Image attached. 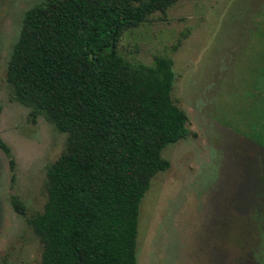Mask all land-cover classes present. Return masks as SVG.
<instances>
[{
    "label": "rangeland",
    "instance_id": "rangeland-1",
    "mask_svg": "<svg viewBox=\"0 0 264 264\" xmlns=\"http://www.w3.org/2000/svg\"><path fill=\"white\" fill-rule=\"evenodd\" d=\"M43 1L0 0V264H41L30 220L66 148L7 83L24 15ZM119 52L173 60L172 97L189 117L141 203L138 264H264V0H179L125 32Z\"/></svg>",
    "mask_w": 264,
    "mask_h": 264
},
{
    "label": "trees",
    "instance_id": "trees-1",
    "mask_svg": "<svg viewBox=\"0 0 264 264\" xmlns=\"http://www.w3.org/2000/svg\"><path fill=\"white\" fill-rule=\"evenodd\" d=\"M178 1L44 0L25 13L7 83L67 135L44 211L30 220L41 264H138L141 203L170 167L164 149L189 136V117L172 97L173 60L131 63L119 44Z\"/></svg>",
    "mask_w": 264,
    "mask_h": 264
}]
</instances>
